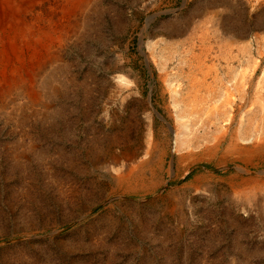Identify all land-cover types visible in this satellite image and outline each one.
Masks as SVG:
<instances>
[{"label": "rangeland", "instance_id": "rangeland-1", "mask_svg": "<svg viewBox=\"0 0 264 264\" xmlns=\"http://www.w3.org/2000/svg\"><path fill=\"white\" fill-rule=\"evenodd\" d=\"M85 14L3 97L0 264H264V0Z\"/></svg>", "mask_w": 264, "mask_h": 264}, {"label": "bare ground", "instance_id": "bare-ground-1", "mask_svg": "<svg viewBox=\"0 0 264 264\" xmlns=\"http://www.w3.org/2000/svg\"><path fill=\"white\" fill-rule=\"evenodd\" d=\"M90 2L91 0H0V109L3 108V97L7 95L28 93V104L40 100L36 86L41 69L49 61L58 58L60 53L57 49L71 38L72 33L80 29L81 24H77V19L85 17ZM46 4H49L48 11L45 9ZM183 144L181 143V147ZM130 177H133L132 174L128 175L129 180Z\"/></svg>", "mask_w": 264, "mask_h": 264}]
</instances>
